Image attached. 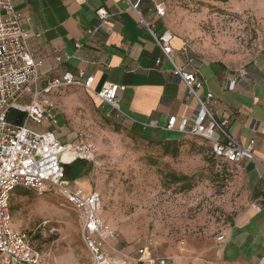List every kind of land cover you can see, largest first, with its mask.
Masks as SVG:
<instances>
[{"label":"rangeland","instance_id":"rangeland-1","mask_svg":"<svg viewBox=\"0 0 264 264\" xmlns=\"http://www.w3.org/2000/svg\"><path fill=\"white\" fill-rule=\"evenodd\" d=\"M163 23L202 58L241 68L264 53V0H172ZM93 96L76 87L51 94L62 142L81 133L93 149L75 183L102 197L113 255L134 264L135 252L147 246L168 264H216L206 254L245 204L240 169L213 162L199 138L175 134L177 155L166 154L162 141L129 130ZM169 174L191 177L190 187ZM10 206L15 230L49 222L36 245L51 249L59 264H91L77 215L62 197L18 189Z\"/></svg>","mask_w":264,"mask_h":264},{"label":"crops","instance_id":"crops-1","mask_svg":"<svg viewBox=\"0 0 264 264\" xmlns=\"http://www.w3.org/2000/svg\"><path fill=\"white\" fill-rule=\"evenodd\" d=\"M171 2L141 0L139 4L141 18L148 25L154 24L158 35L167 29L164 18H154L155 6L163 3L167 11ZM12 4L21 15L28 49L36 60L42 62L40 73L43 79L63 72L76 74L84 71L93 77L91 88L94 92L111 84L124 86L119 97L125 117L112 112L114 118L145 139L177 140V132L164 128L168 119L192 118L197 102L173 74L172 64L126 2L13 0ZM98 8H104L112 17L95 29V10ZM91 29L95 30L88 36L86 32ZM77 43L81 44L79 49L75 47ZM171 47L173 63L184 71L194 72L201 81L199 95L204 97L208 92L213 95L211 110L217 119L229 120V133L242 144L254 141V158L241 162L245 204L219 234L225 240L218 242L215 238L214 249L207 252L206 257L216 264H264V53L238 68L223 60L197 56L174 35ZM56 59L61 63L57 64ZM230 81L245 84L227 90ZM103 108L106 113L111 111L108 106ZM151 122L157 127L143 129L140 125ZM47 127L48 124H44L34 129L42 131ZM57 130L62 133L59 128ZM206 147L210 153L209 144L206 143ZM91 191L95 190L88 192ZM183 263L182 259L178 261V264Z\"/></svg>","mask_w":264,"mask_h":264},{"label":"built area","instance_id":"built-area-1","mask_svg":"<svg viewBox=\"0 0 264 264\" xmlns=\"http://www.w3.org/2000/svg\"><path fill=\"white\" fill-rule=\"evenodd\" d=\"M13 0H0V264H58L51 249L40 250L37 239L49 226L40 222L32 231L15 230L12 223L10 203L14 192L26 189L37 195L53 193L62 197L77 215L81 242L87 251L91 264H126L114 256L117 252L112 242L115 234L102 218V198L96 191L88 192L64 177L63 166L75 161L93 159V149L83 134L75 136L73 142H62L57 130V106L51 94L62 88L76 87L93 94L111 112L125 117L120 107L119 93L124 86L108 85L99 92L91 88L93 77L84 71L76 74L63 72L58 76L43 79L40 73L41 61L36 60L27 46V34L21 15L12 4ZM128 8L140 17L154 43L164 57L172 64L173 74L184 84L188 95L195 98L197 110L192 118L170 117L164 127L190 138H199L209 144L210 154L215 162L235 165L241 170L244 159L254 158L253 140L240 143L229 131V120H219L211 110L213 95L204 97L198 91L202 83L194 72L178 68L172 60L171 40L173 35L166 30L158 35L154 24H146L138 7L141 0H123ZM163 3L155 6L153 16L164 18ZM99 28L112 17L104 8L95 10ZM95 29L87 30L91 36ZM76 49L81 44H75ZM60 64V59H56ZM156 63H159L157 61ZM244 82L230 81L227 90H234ZM15 110L24 114L20 124L7 120V113ZM48 124L42 131L34 127ZM143 129L156 128L155 122L141 123ZM216 240H225L218 235ZM113 251V252H112ZM134 264H168L156 256L152 248L142 246L132 258Z\"/></svg>","mask_w":264,"mask_h":264},{"label":"trees","instance_id":"trees-1","mask_svg":"<svg viewBox=\"0 0 264 264\" xmlns=\"http://www.w3.org/2000/svg\"><path fill=\"white\" fill-rule=\"evenodd\" d=\"M23 118H24V114L21 112L15 111V110H10L7 113V120L14 124H20L23 121ZM162 147L166 154L170 153L172 156L177 155V145L175 144V142L173 141L163 142ZM209 155H210V158L212 159V156L210 153ZM213 162L215 161L213 160ZM82 165H85V161H75V162H72L70 165L65 166L64 173H65L66 178L70 180H76L78 176L77 175L78 171ZM168 179L172 183H181L182 185H187L188 188L190 187L191 177L184 176V175L176 176L174 174H169Z\"/></svg>","mask_w":264,"mask_h":264},{"label":"water","instance_id":"water-1","mask_svg":"<svg viewBox=\"0 0 264 264\" xmlns=\"http://www.w3.org/2000/svg\"><path fill=\"white\" fill-rule=\"evenodd\" d=\"M71 163H68V164H65L64 166H63V169H65V166H68V165H70ZM64 177L66 178V176H65V173H64ZM66 179H68V178H66ZM68 180H70V179H68ZM71 182H75L76 180H70Z\"/></svg>","mask_w":264,"mask_h":264}]
</instances>
